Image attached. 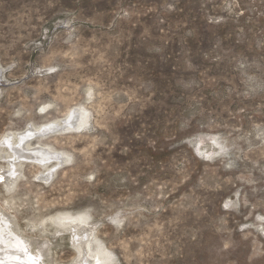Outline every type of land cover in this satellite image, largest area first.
<instances>
[{"label": "rangeland", "instance_id": "374dc122", "mask_svg": "<svg viewBox=\"0 0 264 264\" xmlns=\"http://www.w3.org/2000/svg\"><path fill=\"white\" fill-rule=\"evenodd\" d=\"M71 108L0 178L45 264H264V0H0V173Z\"/></svg>", "mask_w": 264, "mask_h": 264}, {"label": "bare ground", "instance_id": "6f19581e", "mask_svg": "<svg viewBox=\"0 0 264 264\" xmlns=\"http://www.w3.org/2000/svg\"><path fill=\"white\" fill-rule=\"evenodd\" d=\"M84 111L85 110L78 108L76 109L71 108L66 114L67 116L66 121L65 120L55 121L46 124L42 127L29 128V130L25 132H19V135H17L16 133L9 134L4 141L6 145H9L8 147L11 148L10 150L13 151L16 160L14 161L11 159L8 162H6L10 164L11 168L8 171H6V173L3 172V174H0L5 178L7 176V179H5L4 183H6V185L9 186L11 184L9 183L10 181L9 179L15 180L17 178L19 172H17L16 170L17 167L15 166L20 165V162L17 161L18 160L17 158L27 159V160H31V162H36V164L45 167L46 170L50 169L48 167L49 163L51 164V162L54 161L55 159H57L56 162L62 164L65 159L64 156H62L63 154L59 153L52 146L43 143L44 142L43 139L46 138L48 135L51 136V133L54 134V132L56 133L57 131L59 132L60 130H65L69 128L75 129V128H79V126H81L82 124L83 125L87 124L88 115L84 116L85 115ZM35 138H39L40 143L38 144L34 143L33 139ZM10 142H14L15 147H13L14 144H11L10 146ZM49 175L50 174H45V176H43L42 178L49 179L50 178ZM7 216L0 209V264H45L44 258H46V256L49 255L48 253L50 251L49 244L43 243L37 246L38 248H34V243L37 242V240H31V238L25 236V234L18 232L16 229L14 230L13 225L11 223L12 220ZM73 220L74 218L71 217L69 218V220H65V221L63 220V222H68V221L73 222ZM76 221L77 222L81 221L84 223V220H82V218ZM74 224L75 223H73V225ZM75 235L76 234H74V236ZM80 241H76V242L79 244L78 245L79 248L84 249V247L82 246L83 244L80 243ZM100 248L101 246L99 247V249ZM101 249L102 250H100V258L98 259L105 260L107 259L106 253L104 251L105 248L103 247ZM83 264H87V263H83Z\"/></svg>", "mask_w": 264, "mask_h": 264}, {"label": "water", "instance_id": "95a60500", "mask_svg": "<svg viewBox=\"0 0 264 264\" xmlns=\"http://www.w3.org/2000/svg\"><path fill=\"white\" fill-rule=\"evenodd\" d=\"M0 174H2V173H0ZM2 176L0 175V178H1ZM2 181H4V180H2V179H0V182H2Z\"/></svg>", "mask_w": 264, "mask_h": 264}, {"label": "snow or ice", "instance_id": "6c2138e0", "mask_svg": "<svg viewBox=\"0 0 264 264\" xmlns=\"http://www.w3.org/2000/svg\"><path fill=\"white\" fill-rule=\"evenodd\" d=\"M42 111H43V110H42ZM225 207L227 208V207H229V205H228V204H226V205H225Z\"/></svg>", "mask_w": 264, "mask_h": 264}]
</instances>
